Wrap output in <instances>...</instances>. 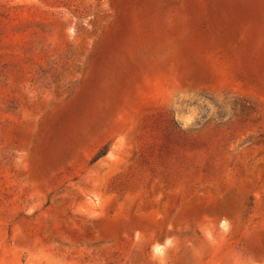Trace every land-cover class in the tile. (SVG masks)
Masks as SVG:
<instances>
[{
    "label": "rangeland",
    "instance_id": "obj_1",
    "mask_svg": "<svg viewBox=\"0 0 264 264\" xmlns=\"http://www.w3.org/2000/svg\"><path fill=\"white\" fill-rule=\"evenodd\" d=\"M0 264H264V0H0Z\"/></svg>",
    "mask_w": 264,
    "mask_h": 264
},
{
    "label": "trees",
    "instance_id": "obj_2",
    "mask_svg": "<svg viewBox=\"0 0 264 264\" xmlns=\"http://www.w3.org/2000/svg\"><path fill=\"white\" fill-rule=\"evenodd\" d=\"M103 155H104V152H103V151H99V152L95 155V157H94L93 160H96V159L100 158V157L103 156Z\"/></svg>",
    "mask_w": 264,
    "mask_h": 264
}]
</instances>
